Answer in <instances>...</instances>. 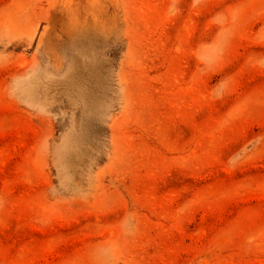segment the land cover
<instances>
[{
    "label": "rangeland",
    "instance_id": "374dc122",
    "mask_svg": "<svg viewBox=\"0 0 264 264\" xmlns=\"http://www.w3.org/2000/svg\"><path fill=\"white\" fill-rule=\"evenodd\" d=\"M0 264H264V0H0Z\"/></svg>",
    "mask_w": 264,
    "mask_h": 264
}]
</instances>
